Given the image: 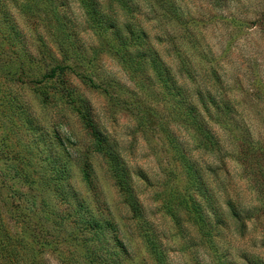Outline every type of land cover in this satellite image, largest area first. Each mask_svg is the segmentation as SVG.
Masks as SVG:
<instances>
[{"label":"rangeland","instance_id":"rangeland-1","mask_svg":"<svg viewBox=\"0 0 264 264\" xmlns=\"http://www.w3.org/2000/svg\"><path fill=\"white\" fill-rule=\"evenodd\" d=\"M122 1L170 76L81 0H0V217L38 264H264V0Z\"/></svg>","mask_w":264,"mask_h":264},{"label":"trees","instance_id":"trees-1","mask_svg":"<svg viewBox=\"0 0 264 264\" xmlns=\"http://www.w3.org/2000/svg\"><path fill=\"white\" fill-rule=\"evenodd\" d=\"M83 1V2H82ZM83 5L87 7V11L90 13L91 18L95 23H97L98 27L100 30L103 32L107 33L112 30L113 34H115L116 39L119 40L121 39V51L118 52L121 57L125 58V64L132 69L133 73L139 74L140 72L144 73L145 68L144 65H150L151 70L150 72L155 78H163L166 75L170 76L171 70L166 66L158 56V54L153 50V47L150 45L148 41H146L147 34L143 30L140 31L139 33H136L134 30H132L131 23L134 25V21H129L128 26H124V31L123 33L119 34V29L117 24L115 23V20H112V17L116 18L114 14H107L108 10L113 8V2L115 3H121L123 2L122 0H110L106 4L101 3L99 0H81ZM7 4H1V10L3 12L7 11ZM114 11V9H113ZM132 13V11L128 12ZM100 19H98L99 16ZM106 15V16H105ZM132 20H134L133 17H131ZM130 18V19H131ZM18 31L14 27H8L6 30V34H8L11 38L15 35L17 36ZM117 34L119 36H117ZM119 38V39H118ZM139 56L141 60L136 61L135 58ZM145 60V61H144ZM179 67L180 69L187 75H192L194 74L193 69L189 67V65L186 64L184 60H180L179 62ZM57 70H62V68L55 67L53 68L49 75L47 77L54 78L56 76ZM200 88V87H199ZM201 91L206 90V89H200ZM208 92L204 91L203 95L200 96V102L203 103L204 105V100L208 101L209 98ZM5 97H9L6 95ZM201 109L199 111L196 110L195 113L199 114ZM183 166L186 170L187 177L189 178V182L192 184L194 181L197 180L196 174L198 173L196 170H194L193 165L188 163V160L185 159L183 161ZM55 172V171H53ZM59 172H57V175ZM63 181V178L58 177V178H52L48 179L46 182H51V184L54 182V185L52 189L54 191L53 196L56 201H64L65 197L68 196L67 192L62 189L63 185L61 182ZM42 201V200H41ZM53 218L55 224H53V227L55 229V235L61 236L63 232V227L61 222H59L58 217L59 214L57 212V209L53 207V214L49 215ZM53 222V223H54ZM88 223H84V228L86 230H93V224L89 221ZM11 229L5 224V221L3 218L0 217V256L2 258H5L4 260L6 262H9L10 264H38L37 257L35 255V252L32 250L31 246L25 245L26 243L19 240L15 235L17 234H12L10 231ZM58 232V233H56ZM33 251V252H31ZM32 253V254H31ZM119 261V259H118ZM103 263L105 261L103 260Z\"/></svg>","mask_w":264,"mask_h":264}]
</instances>
